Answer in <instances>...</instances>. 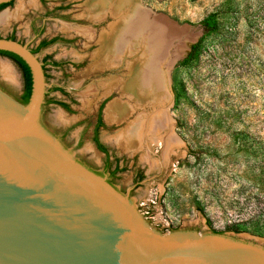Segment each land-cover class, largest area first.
Masks as SVG:
<instances>
[{
	"label": "rangeland",
	"instance_id": "374dc122",
	"mask_svg": "<svg viewBox=\"0 0 264 264\" xmlns=\"http://www.w3.org/2000/svg\"><path fill=\"white\" fill-rule=\"evenodd\" d=\"M90 1L15 0L0 11V17L6 15L0 37L30 49L45 36L67 41L36 54L57 64L45 68L50 92L42 122L59 136L67 130L66 150L100 170L104 155L90 140V126L103 104L100 142L122 169L113 185L153 229L216 232L264 247V0L133 1L148 21L168 22L179 37L166 68L167 112L177 147L166 156L160 142L130 151L114 138L120 128L112 131L105 110L124 98L118 85L104 94L101 82L125 71L93 65L96 38L113 18L93 22ZM85 30L95 37H86ZM149 30L139 32L141 44ZM0 61L15 77L8 82L0 75V85L19 101L22 74L8 58Z\"/></svg>",
	"mask_w": 264,
	"mask_h": 264
},
{
	"label": "water",
	"instance_id": "95a60500",
	"mask_svg": "<svg viewBox=\"0 0 264 264\" xmlns=\"http://www.w3.org/2000/svg\"><path fill=\"white\" fill-rule=\"evenodd\" d=\"M0 51L18 56L32 80L25 105L0 88V264H264L260 245L153 229L42 125L38 56L3 37Z\"/></svg>",
	"mask_w": 264,
	"mask_h": 264
},
{
	"label": "bare ground",
	"instance_id": "6f19581e",
	"mask_svg": "<svg viewBox=\"0 0 264 264\" xmlns=\"http://www.w3.org/2000/svg\"><path fill=\"white\" fill-rule=\"evenodd\" d=\"M133 1L91 0L88 3L93 22L104 21L108 16L113 18V22L96 38L99 49L93 56V65L100 70L122 68L125 71L101 82L104 94L118 85L124 98V101H112L105 110L109 123H126L116 137L118 144L126 150H137L148 141L160 142L166 156L177 147L167 112L166 68L168 51L178 36L173 35L174 29L168 22L156 17L148 21L146 14L133 8ZM5 19L6 15H2L0 23ZM143 29L150 30L141 44L138 34ZM83 34L88 38L95 37L87 30ZM0 75L8 82L15 81L13 70L6 62L0 61ZM90 88L93 92L97 90L95 85ZM133 114L137 115L129 122Z\"/></svg>",
	"mask_w": 264,
	"mask_h": 264
},
{
	"label": "flooded vegetation",
	"instance_id": "af4514ba",
	"mask_svg": "<svg viewBox=\"0 0 264 264\" xmlns=\"http://www.w3.org/2000/svg\"><path fill=\"white\" fill-rule=\"evenodd\" d=\"M15 0H13L12 2H10V5L6 6V7H3L2 9H0V11H2L3 9L9 7L12 5V3L14 2ZM41 35V34H40ZM7 38V37H5ZM8 39H14L12 37H9ZM56 42H67L65 40L62 39L61 36H51V37H48V36H45V37H42L40 38V40L38 41L37 45H36V48L35 49H30V51L33 53V54H37V52H39L41 49H45L47 48L48 46H51L53 44H55ZM41 64H42V69H43V72H44V76L46 78V70L45 68L48 66V65H51V66H56L57 64L53 61L50 60L49 57L45 56L42 60H40ZM0 88L5 91L7 93V91L5 90L4 87H2L0 85ZM53 89V88H52ZM58 90L62 91L63 90L61 88H57ZM49 88L47 87L46 89V94H45V97H44V104L42 106V114H43V108L47 105V96L49 95ZM110 93V92H109ZM8 94V93H7ZM18 101V100H17ZM21 101V100H19ZM18 101V102H19ZM64 110L67 109V105L65 103H60L59 104ZM102 105L103 104H100L98 109H97V113H96V117L95 119L93 120V123L92 125L90 126L91 127V136H90V140L91 142L93 143V146L94 148L101 152L103 155H104V158L101 162V169L100 170H97V169H94L93 167H91L90 165H88L87 163H85L84 161H81V160H77L79 163H81L82 165H84L87 169H89L90 171H92L93 173L99 175V176H102V177H105L106 178V181L107 183H109L112 187H114L118 192H120L119 189H117V187L115 185H113V182H112V179H114V177H116L118 175V173L121 172V167H120V161H118L116 158H111V155L109 153V151L103 147V145L101 144L100 142V133L101 131L105 128V125H104V121L102 119V114H101V110H102ZM41 114V116H42ZM42 118V117H41ZM108 122V121H107ZM41 123L42 125L48 129L59 141L60 143L63 145V137L65 136L67 130H64L63 133L59 136L57 134H55L54 132H52L43 122H42V119H41ZM109 123V122H108ZM122 125L123 123H116V122H113V126L112 127V131L116 130V129H119L122 130ZM119 130V131H120ZM118 131V132H119ZM118 132L116 133V135L114 136V138H116V136L118 135ZM127 150H130V151H134L133 149H127ZM136 154V153H135ZM140 177L138 176L136 178V181H139Z\"/></svg>",
	"mask_w": 264,
	"mask_h": 264
},
{
	"label": "trees",
	"instance_id": "16d2710c",
	"mask_svg": "<svg viewBox=\"0 0 264 264\" xmlns=\"http://www.w3.org/2000/svg\"><path fill=\"white\" fill-rule=\"evenodd\" d=\"M10 5V3L7 4H2L0 5V9H2L3 7H6ZM10 40H14V39H10ZM34 53V52H33ZM0 56L8 58L9 60H11L20 70L21 74H22V78H23V94L21 96V101L20 103L25 105L27 104L30 94H31V88H32V80H31V74L29 71V68L27 67V65L15 54L9 53V52H4V51H0ZM214 234H219L216 232H213Z\"/></svg>",
	"mask_w": 264,
	"mask_h": 264
},
{
	"label": "built area",
	"instance_id": "2783aa9c",
	"mask_svg": "<svg viewBox=\"0 0 264 264\" xmlns=\"http://www.w3.org/2000/svg\"><path fill=\"white\" fill-rule=\"evenodd\" d=\"M147 214V213H146Z\"/></svg>",
	"mask_w": 264,
	"mask_h": 264
}]
</instances>
